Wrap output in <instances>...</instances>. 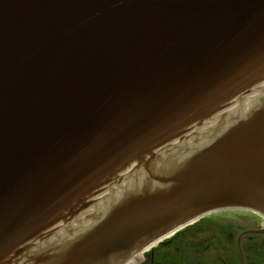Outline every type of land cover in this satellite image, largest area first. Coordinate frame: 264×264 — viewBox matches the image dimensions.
I'll return each instance as SVG.
<instances>
[{
	"label": "water",
	"instance_id": "95a60500",
	"mask_svg": "<svg viewBox=\"0 0 264 264\" xmlns=\"http://www.w3.org/2000/svg\"><path fill=\"white\" fill-rule=\"evenodd\" d=\"M259 80L264 0H0V247L82 212L131 163L145 178L105 219L118 192L100 198L75 226L97 223L83 253L59 264H108L217 205L264 212V98L195 134ZM169 156L189 159L174 177L156 170Z\"/></svg>",
	"mask_w": 264,
	"mask_h": 264
},
{
	"label": "flooded vegetation",
	"instance_id": "af4514ba",
	"mask_svg": "<svg viewBox=\"0 0 264 264\" xmlns=\"http://www.w3.org/2000/svg\"><path fill=\"white\" fill-rule=\"evenodd\" d=\"M264 220L212 214L144 250L135 264H264Z\"/></svg>",
	"mask_w": 264,
	"mask_h": 264
}]
</instances>
